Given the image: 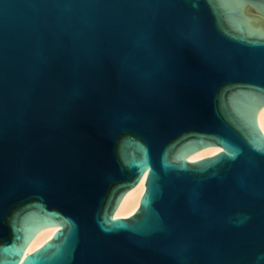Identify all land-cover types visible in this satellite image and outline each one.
Listing matches in <instances>:
<instances>
[{"label":"water","instance_id":"95a60500","mask_svg":"<svg viewBox=\"0 0 264 264\" xmlns=\"http://www.w3.org/2000/svg\"><path fill=\"white\" fill-rule=\"evenodd\" d=\"M263 105L264 0H0V264H264Z\"/></svg>","mask_w":264,"mask_h":264},{"label":"bare ground","instance_id":"6f19581e","mask_svg":"<svg viewBox=\"0 0 264 264\" xmlns=\"http://www.w3.org/2000/svg\"><path fill=\"white\" fill-rule=\"evenodd\" d=\"M256 118H257V123L260 126V129L262 130V132H264V105L258 110ZM220 150L221 148L216 145L206 146L195 152H192L191 154L188 155L187 158L188 160L193 161L205 156L214 155L218 153ZM144 179H145V172L142 175L139 182L124 194L117 208L115 209L114 212L115 217L132 212L136 209L137 198H140L144 191V183H143ZM54 229H57V226L55 225L46 226L39 229L25 247L23 255L30 253L36 248H38L40 246V240L51 237L54 232Z\"/></svg>","mask_w":264,"mask_h":264},{"label":"snow or ice","instance_id":"6c2138e0","mask_svg":"<svg viewBox=\"0 0 264 264\" xmlns=\"http://www.w3.org/2000/svg\"><path fill=\"white\" fill-rule=\"evenodd\" d=\"M37 255H39V253H37ZM30 258H33V259H34V257H29V259H30Z\"/></svg>","mask_w":264,"mask_h":264}]
</instances>
